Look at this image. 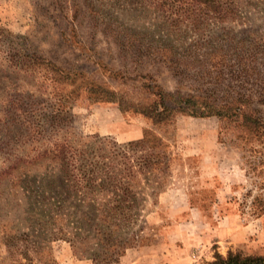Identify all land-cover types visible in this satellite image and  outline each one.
I'll return each mask as SVG.
<instances>
[{"label": "rangeland", "instance_id": "1", "mask_svg": "<svg viewBox=\"0 0 264 264\" xmlns=\"http://www.w3.org/2000/svg\"><path fill=\"white\" fill-rule=\"evenodd\" d=\"M223 3L216 15L193 0H0V264H211L231 250L264 255V127L246 129L231 112L177 113L154 124L104 98L105 88L131 102L156 97L160 88L144 84L199 104L264 96V0ZM50 65L77 68L79 79L60 80ZM256 107L264 115V102ZM210 125L244 170L232 174L246 229L239 244L210 236L194 209L172 213L160 204L163 191L176 189L175 201L219 217L215 195L202 188L200 138ZM145 134L149 142L138 143ZM126 192L137 200L112 212L121 223L111 227L126 249L116 260L95 259L102 209ZM142 247L157 251L148 260L125 256Z\"/></svg>", "mask_w": 264, "mask_h": 264}, {"label": "trees", "instance_id": "2", "mask_svg": "<svg viewBox=\"0 0 264 264\" xmlns=\"http://www.w3.org/2000/svg\"><path fill=\"white\" fill-rule=\"evenodd\" d=\"M184 1V0H182ZM194 3L202 5L207 11L216 13V15H221L226 7L223 3V0H193ZM262 48V49H261ZM259 52L264 60V46H259ZM258 57V54L255 53V59ZM52 64V63H51ZM52 66V65H50ZM56 72H59V79L69 80L75 82L79 79V70L74 69H63L52 66ZM250 70H247V74H251L249 71L256 70V65L250 67ZM246 74V75H247ZM146 87L151 88H160L158 91H151L156 97H146L142 100L131 102L125 99L123 94L115 90L104 89L105 96L104 98L109 101L118 102V105L121 110L126 111L130 108H133L135 112L142 113L147 118L151 119L154 124H164L172 121L177 113L188 114L191 116H212V115H227L230 112L233 114H241L243 117V123L246 129L258 131L260 127H264V115H258L261 113V110L256 107V103L264 102V96H261L256 100V96L249 94L247 92L241 93L238 97L228 100L226 103H218L216 101H198L194 97L184 96L177 92L166 91L164 87L159 84L151 85L144 84ZM102 88V87H101ZM95 90V89H94ZM150 98V99H149ZM159 142L163 141L162 137H157ZM149 142V138L145 134L138 143ZM157 155V154H155ZM147 163L154 164L159 163L158 160H152L149 156L145 158ZM91 179V178H90ZM162 191V190H161ZM127 193V192H126ZM137 200L135 195L127 193V195H119L115 198L119 204L109 206L108 208L102 209L103 219L102 223L106 224L105 227H99L100 232L104 235L102 237V249H99L94 257L97 259L100 254H105L104 259H114L118 255L124 252L126 249L127 240L126 238L122 239H111L112 230L111 227L120 226L121 222H115L113 219L112 212H122L127 206L123 204L124 201ZM111 201V200H110ZM130 215H124L121 217L123 222H126L129 219ZM109 235L107 241H105L106 236ZM117 255V257H115ZM211 264H264V255L262 254H245L242 251H229L227 255H222L218 253L215 257V260Z\"/></svg>", "mask_w": 264, "mask_h": 264}, {"label": "crops", "instance_id": "3", "mask_svg": "<svg viewBox=\"0 0 264 264\" xmlns=\"http://www.w3.org/2000/svg\"><path fill=\"white\" fill-rule=\"evenodd\" d=\"M216 133H218V130L214 125L203 127L200 147L203 153V168L208 172L206 175L207 182L204 185L205 187L202 188H207L210 193L215 195L212 209L214 217H219L213 222V217L209 219L204 214L201 205H192L189 201L185 202L183 200L175 201L174 199H176V195L180 191L176 189L163 191L160 194V204H162L164 210H169L172 213L174 211H184L188 208L194 209L195 217L193 219L197 222L198 226L202 223H208L209 225L207 226L211 228V231L208 233L210 236L216 237L215 239H219L220 237L222 239L229 238L231 242L239 244L242 242V236L246 229H244L245 225L241 220L239 197L235 195L240 193L241 190L239 185L235 183L236 181L233 180L232 174L236 172L242 175L244 170L238 164V159L234 156L235 148L220 147ZM219 150L224 151L225 154L223 156L219 155ZM222 159H225V161L222 162ZM213 225L215 229H213ZM156 251L155 247H142L138 248V250L129 251L125 256L131 258V255L139 254L141 258L145 256L146 260H148L146 256L148 254L154 255Z\"/></svg>", "mask_w": 264, "mask_h": 264}]
</instances>
